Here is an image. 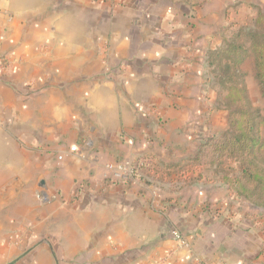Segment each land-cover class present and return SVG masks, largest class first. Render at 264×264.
Returning a JSON list of instances; mask_svg holds the SVG:
<instances>
[{"label":"crops","instance_id":"obj_1","mask_svg":"<svg viewBox=\"0 0 264 264\" xmlns=\"http://www.w3.org/2000/svg\"><path fill=\"white\" fill-rule=\"evenodd\" d=\"M254 6L0 0V264H264L223 176L184 170L227 126L207 57Z\"/></svg>","mask_w":264,"mask_h":264},{"label":"trees","instance_id":"obj_2","mask_svg":"<svg viewBox=\"0 0 264 264\" xmlns=\"http://www.w3.org/2000/svg\"><path fill=\"white\" fill-rule=\"evenodd\" d=\"M255 8L253 27L239 28L231 40L223 41L207 57L208 65L213 66L215 108L227 111V129L200 143L187 160L192 165L216 162L217 167L236 162L238 169L228 168L223 180L237 197L264 208V116L251 102L242 70L243 63L250 58L253 78L264 100V14ZM206 154L209 158L205 160Z\"/></svg>","mask_w":264,"mask_h":264},{"label":"rangeland","instance_id":"obj_3","mask_svg":"<svg viewBox=\"0 0 264 264\" xmlns=\"http://www.w3.org/2000/svg\"><path fill=\"white\" fill-rule=\"evenodd\" d=\"M254 8H255V6H254ZM255 10H256V8H255ZM254 18H255V16L253 15V16L246 18L245 21H243V22L229 21L227 23V25L225 26V31H224L225 36L223 37L221 44L225 40H231L237 34V31L239 28L243 27L246 30L247 28L253 27ZM240 38L242 39L243 42H245V36L244 35L240 36ZM207 65H208V59H207ZM242 70L246 74L245 75V83H246V87L248 89V93H249L251 102H252L253 106L258 108L259 111L261 112V114L264 116V100L262 99V97L259 93L258 87H257V83H256L255 79L253 78V74H252L253 62L250 58L245 60V62L242 65ZM212 72H213V66L208 65V69H207V73L209 76L208 80H209V84H210L211 88L214 90V93H215V99H214V107H215V100H216L217 95H216V90L213 87L215 79H213V73ZM222 110H224V109H222ZM226 129H227V126H226L225 130ZM225 130H223L222 132H224ZM222 132L206 135L205 137L201 138V140L198 142V148H199L200 143L204 142L205 140L212 137L213 135L218 136ZM197 149H196V151H197ZM210 150L211 149L208 148V151H210ZM196 151H195V153H196ZM208 151L206 150V152H208ZM194 154L189 155L188 157L193 156ZM187 158L185 159L186 166H187V168L184 169L185 173L187 171H190V170L196 171L195 172L196 180H200V179L202 180V178L204 176H205V178L209 177V176H213L214 173L221 177L224 175V171H228V168L235 170V171L238 169L236 162H234V161H228L225 166L220 165V167L216 166L213 168V165H216V162L204 163L202 165H200V164L199 165H192V163L189 162V160H187ZM204 158H205V160L207 158H209L208 154H206V156ZM183 166L184 165L175 166V170H173L172 172L173 173L175 172V175L178 174V172L181 171V167H183ZM204 167H207L206 170L200 171ZM200 172H202V173H200ZM139 174H140V168H138L137 172L135 173V176H137ZM180 184H181L180 182H179V184L178 183L175 184V187L180 186ZM231 190H232V188H231ZM232 192L235 195V198L237 199V203H235L237 205H235V204L233 205V206H235V210L238 211L237 220L239 219V221H237V223H241L244 226H251L252 225L251 229L252 228L254 229L252 232L253 234H251L253 236L252 240L257 239L256 234L258 233V231L260 232L259 238L264 240V208L252 206L251 204H249V202L245 201L243 198L237 197L234 190H232ZM227 203H230V200H228ZM230 205L232 206V203H230ZM261 253H262V251H261Z\"/></svg>","mask_w":264,"mask_h":264},{"label":"built area","instance_id":"obj_4","mask_svg":"<svg viewBox=\"0 0 264 264\" xmlns=\"http://www.w3.org/2000/svg\"><path fill=\"white\" fill-rule=\"evenodd\" d=\"M70 151H77V147L72 145L70 147ZM141 162L137 163H115V164H107L106 167L115 174V176L121 179H131L135 176L138 168L141 167ZM173 237L180 243V245L184 247H189L188 240L179 232L174 230L172 232Z\"/></svg>","mask_w":264,"mask_h":264}]
</instances>
